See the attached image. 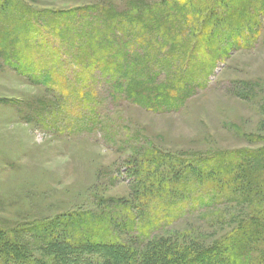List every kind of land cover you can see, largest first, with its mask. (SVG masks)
<instances>
[{
  "label": "trees",
  "instance_id": "trees-1",
  "mask_svg": "<svg viewBox=\"0 0 264 264\" xmlns=\"http://www.w3.org/2000/svg\"><path fill=\"white\" fill-rule=\"evenodd\" d=\"M9 1L3 2L11 6ZM147 1L145 6L130 3L129 9L100 3L67 12L17 13L23 15L22 20L18 16L7 19L6 32L16 34L26 29L27 33L39 35L52 47L51 56L59 60L63 54L70 55L76 68L84 66L83 76L90 71L89 80L99 79L96 69L103 71L109 75V84L113 83L114 94L120 92L118 86H129V99L147 108L156 107L157 111L176 110L178 102L191 92L181 80L186 76L187 62H193L194 51L206 52L205 68L201 73L193 71L204 76L219 57L215 52L217 41L229 39L233 48L252 43L254 38L243 34L242 29L254 33L253 25L259 23L264 6V0L252 7L244 0H224V6L221 0H163L159 5ZM242 8L245 10L238 17L242 23L235 22L226 30L227 19H234ZM212 10L218 15L211 16ZM49 15L55 17L54 22ZM185 18L188 23L183 29ZM173 29L177 30L175 34ZM0 40L12 49L3 52V59L16 62L19 74L38 75L43 71L24 50L15 53L19 49L16 36L8 38V43L5 38ZM27 42L33 43L29 39ZM200 43L204 51L197 50ZM231 46L224 51L226 54ZM73 47L77 50L74 53ZM119 48L121 68L127 71L124 81L120 80L124 75L113 71L120 62L116 57ZM196 64L194 68L199 70ZM45 73L50 75V70ZM82 74L76 79L87 80ZM161 74L167 77L165 81L156 80ZM28 78L49 88L37 78ZM172 79L179 82V88L170 87ZM75 95L80 96L79 91ZM74 99L66 101L68 107L79 102ZM135 152L126 163L132 172L131 197L99 199L93 211L80 210L44 223L34 222L38 225L32 227L40 231L34 235L40 241V253L35 254L16 240L17 232L22 231L16 226L0 230V264H264L263 181L257 178L264 164V151L225 157L222 168L214 166L209 157L190 159L153 147ZM221 206L231 213L220 220L228 228L218 236L213 232V237L207 239L194 226L166 230L188 213Z\"/></svg>",
  "mask_w": 264,
  "mask_h": 264
},
{
  "label": "rangeland",
  "instance_id": "rangeland-1",
  "mask_svg": "<svg viewBox=\"0 0 264 264\" xmlns=\"http://www.w3.org/2000/svg\"><path fill=\"white\" fill-rule=\"evenodd\" d=\"M3 1L0 0V38L8 43V38L16 36L19 49L15 53L24 50L27 57L36 60L38 70L43 71L38 75L19 74L16 62L3 59L9 45L0 40V230L8 231L12 226L22 230L17 232L16 240L25 243L35 254L40 253V241L34 237L38 230L32 226L63 214L93 211L99 199L125 200L132 196V172L126 163L138 149L153 147L190 159L209 157L214 160V166L220 167H225V157H236L239 152L264 151L263 5L259 23L253 25L255 34L242 29L243 34L254 38L252 43L233 48L229 39L222 43L217 41L215 52L219 57L214 55L217 59L204 76H197L193 71L201 73L205 68L206 52L194 51L193 62H187L189 67H184L186 76L181 80L190 87V95L176 101V110L157 111L147 102L150 109L143 102L142 105L136 99H129V86H118L120 92L114 94L113 83L109 84V75L103 71L96 69L99 79L92 81L90 71L83 76L84 66L81 70L76 68L70 55L63 54L57 60L56 56H51L52 47L39 35L20 28L16 34L6 32L7 19L18 16L19 21L22 20L23 15L17 13L67 12L100 3L129 9L130 3L145 6L147 0H10L11 6ZM150 1L159 5L163 0ZM244 2H250L252 7L259 0ZM219 3L226 5L224 0ZM244 10H238L234 19H227L226 30L235 22L242 23L238 17ZM210 15L217 16L218 11L212 10ZM187 23L188 18H185L183 29ZM173 31L175 34L177 30ZM26 39L33 43H25ZM139 41L142 42V37ZM228 45L232 48L226 54ZM198 47L197 50L204 51L203 43ZM75 51L73 47L71 52ZM121 51L119 48L116 52L120 62L113 71L124 75L120 77L124 81L127 71L121 68ZM213 53L210 51V56ZM195 62L199 70L194 68ZM49 63L51 65H46ZM47 70L50 75L44 74ZM78 74L88 79L78 80ZM30 75L49 88L33 83L28 78ZM159 79L165 81L167 77L161 74L156 80ZM173 86L179 88V82L172 79L170 87ZM76 91L80 96L75 95ZM74 98L84 108L77 101L74 105L69 103L72 107H68L66 101ZM260 177L264 201V164L257 178ZM230 213V209L222 206L199 210L186 214L166 230L194 226L209 239L213 232L218 236L228 228L220 220Z\"/></svg>",
  "mask_w": 264,
  "mask_h": 264
}]
</instances>
